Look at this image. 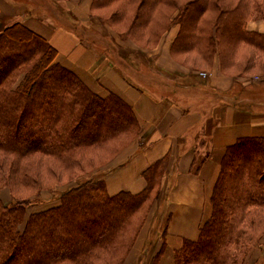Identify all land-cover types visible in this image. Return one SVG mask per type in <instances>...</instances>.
<instances>
[{
	"label": "trees",
	"instance_id": "obj_1",
	"mask_svg": "<svg viewBox=\"0 0 264 264\" xmlns=\"http://www.w3.org/2000/svg\"><path fill=\"white\" fill-rule=\"evenodd\" d=\"M243 1L247 0H93L92 6L139 3L144 12L135 13V20L144 23L154 18V9L169 7L172 21L180 24L171 51L193 53L212 67L217 59L222 71L232 63L229 57L236 47L248 45L264 56V32L247 27L258 15ZM8 23L0 30V193L9 189L11 202L5 204L0 197V264H123L151 204L160 196L169 156L143 171L146 186L141 192L110 194L103 167H113L107 163L125 147L111 144L131 137L137 150L141 122L133 107L114 92L98 95L56 60L58 51L44 36L19 20ZM148 34L153 37L159 31L151 28ZM115 48L111 51L121 56ZM194 64L201 68L199 59ZM256 72L253 78H264ZM243 87L236 94L243 92L244 98L234 100L235 105L249 110L264 105L262 97L245 95ZM97 148L108 149L109 159L96 169L94 161L87 168L84 156ZM203 160L193 170L198 171ZM53 165L66 173L58 174ZM45 169L53 181L40 174ZM65 175L72 184L62 185ZM44 191H58L60 203L27 214ZM210 202L211 214L198 238L183 239L174 252V264H245L252 249L262 245L264 136L238 137L226 147ZM165 248L164 240L148 264H158Z\"/></svg>",
	"mask_w": 264,
	"mask_h": 264
},
{
	"label": "crops",
	"instance_id": "obj_2",
	"mask_svg": "<svg viewBox=\"0 0 264 264\" xmlns=\"http://www.w3.org/2000/svg\"><path fill=\"white\" fill-rule=\"evenodd\" d=\"M15 1L23 0H0L3 26L4 22L19 20L44 36L57 49L59 58L94 92L102 97L111 92L118 94L133 107L142 124L137 150L117 170L106 175L108 192H141L146 186L143 171L169 156L164 178L168 191L162 201H167L171 218L159 264H173L174 251L181 247L184 238L198 237L201 223L211 212L210 197L226 147L238 137L264 136V105L255 106L258 112L235 105L234 100L241 102L244 98L243 92L236 94L238 88L248 80L222 73L217 59L211 73L202 78L198 71L173 56L170 52L173 32L167 38L164 36L165 41L156 48H130L127 52L135 50L131 56L138 58L137 64H120L130 56L123 51L124 47L118 48L121 56H117L115 51L101 49L102 44L82 38L77 31V21L92 14L93 0H51L56 2L49 6L55 9L47 6L49 0H25L28 1L24 2L25 14L23 9L19 10L23 4ZM58 1H64L67 10ZM45 15H53L55 20L44 18ZM71 23L75 30L71 29ZM247 27L250 31L264 32L263 21L250 20ZM203 158L199 170H193ZM162 201L153 206L154 212L150 211L149 221L124 264H143L144 257L149 260L145 243L150 220L153 227L165 204Z\"/></svg>",
	"mask_w": 264,
	"mask_h": 264
},
{
	"label": "rangeland",
	"instance_id": "obj_3",
	"mask_svg": "<svg viewBox=\"0 0 264 264\" xmlns=\"http://www.w3.org/2000/svg\"><path fill=\"white\" fill-rule=\"evenodd\" d=\"M18 2L23 4L22 8L19 10L21 12V10L23 9V13L25 14L27 11L26 10L27 8L25 7L24 2H28V1L23 0V1H18ZM55 2L56 1L49 0V1H46V4L49 8L55 9V8H53L55 6H53V7L49 6ZM58 2L61 3V5H62L61 8L63 10H67L68 7L64 1H58ZM243 2L249 7V10L251 12L258 15L257 17H255L253 19L254 21L256 20V21H263L264 22V18L262 17V16H264V1L263 0H247V1H243ZM139 3H140V1H139ZM139 3H137L135 5H127L125 3H119V4H114L110 7H105V8L92 6V9H91L92 14L89 17H82V18L79 17L80 21H77V23H76L78 25V28H79L77 31L81 34V36L83 34L85 38H89V40L92 41L94 44L95 43L102 44L103 47H101V49H103L104 47H108V48H110V50H113L114 47H116L117 49L124 47L123 51L126 52V55H130V56H129V58L126 59V61L121 60L120 64H121V62H124L126 64L127 63L128 64H137L139 61L138 58L136 59L134 56H131L133 51H135V50L127 52V51H129L130 48L131 49H133L135 47H137V48L144 47V48H149V49L156 48L159 45L161 46L162 40L165 41V38L163 39L164 36L167 38L169 33L173 32L174 38H173L171 45H170L171 54L173 56H177V58L180 57L179 60L183 64L187 65V67H189L193 70L198 71V73H201V72H205L206 74L211 73L213 67L210 66L209 64L203 63V61H201V57L199 58L198 56H195V54H193V53H191V54H188V53L176 54L173 51H171V47H172V45H173V43L177 37L179 29H180L179 28L180 24H178L176 21H172L171 15L174 13L173 10H171L169 7H165V6L161 5L158 7L157 10H155V9L153 10L154 18L150 22L148 21V22L144 23L141 20L140 21L135 20L136 19L135 13L141 12L143 14V12H144V9H139V6H138ZM71 12H72V10H71ZM166 14H169V15H166ZM207 15H208V17L210 16L209 14H207ZM52 16L53 15H47V16L45 15L44 18H53V20H55L54 17H52ZM22 17H24L23 14H22ZM59 19L62 20V18H59ZM12 22H14V21H12ZM58 22H60V21H58ZM133 22H134V25L131 27V23H133ZM5 24L7 25L9 23L4 22V25ZM55 24H57V23H55ZM71 25H72L71 29L75 30L76 28L73 25V23H71ZM162 25H164V26H162ZM2 27H3V23L0 22V30ZM128 28H134V32L133 33H129V31L126 32ZM151 28H154L157 31H159V34H157L153 37L149 36L148 32H149V29H151ZM83 31H85V33H83ZM104 41H105V43H104ZM125 47H127V48H125ZM227 48L229 49L231 47H227ZM138 57L141 58L140 55H138ZM225 57L226 56H224V58ZM229 58L233 59V61L231 64H226L224 66L222 73H225L229 76L235 77L239 72H243L244 73L243 76H245L248 80V81H246L245 86L251 85L247 88L243 87L245 95H249L252 97H253V95H259L260 97L263 98L264 97V91H263L264 90V78L261 80H258L257 78H253L252 74L255 71H258V72H256V74L259 73L262 76H264L263 75L264 74V56L261 55L253 47L248 46V45L247 46L242 45V46H239L238 48L236 47L233 50L231 57H229ZM198 59L200 60V67L201 68H198L194 64V62L198 61ZM56 60L58 62H60L62 65L69 68L63 62L64 59H60L59 56H57ZM262 76H260V77H262ZM256 91H262V92L255 93ZM252 112H258V109L252 107ZM138 133L140 134V138H139V136L137 138H135L136 139L135 141H137V146L139 145V143H140L139 141L142 138V124H141V132L138 130ZM130 138L131 137L122 138V139H119L118 141H116L115 144H111L114 147H116V149L120 145H122V147L123 146H125V147L122 148L120 150V152H118L114 158H112V161L107 163V164H109V163L113 164V167L109 168L107 164H106L107 166L103 167V169H105V171L103 173L104 179L106 178L107 174H110L111 172L117 170L121 164L126 162L133 155L136 145H135V142H133V140H131ZM95 150H94L93 154L88 153L87 155L84 156V163L86 165L88 164L86 166L87 168L90 167L94 161V162H97V165L95 167V169H96L100 166H103L102 164L105 162V160L109 159L108 149L104 150L103 148H97ZM94 154L96 156H94ZM201 157H203V156H201ZM52 168L55 172H57L60 175L66 173V171L62 170L59 165H53ZM95 169H94V171H95ZM113 169H115V170H113ZM111 170H113V171H111ZM166 173H167V171H166ZM40 174L42 176H51L49 178V181L54 180L53 174L51 173V171H47V169L43 170V172L40 171ZM166 175L167 174L164 175V178ZM100 176L101 175L98 174L97 176H95L93 178H92V176H90L89 178H87V177L83 178V179L81 178L80 180L81 181H88L91 178L92 179H94L96 177L99 178ZM164 178L162 180L160 190H159L160 196L157 200H154L153 203L151 204V206L149 208V213H148V215L144 221L142 228L144 227L147 220L149 221L148 217H149L150 211L152 210V213H153L154 212L153 209H154L155 205L160 204V200L162 201L163 197H167L166 193L168 191L167 190L168 188L165 185ZM63 184H66V185L72 184L69 176H67V175L62 176V185ZM154 193L152 194V196L154 195ZM59 194L60 193L58 191L55 192L54 194H50V193L44 191L42 193L43 198L41 201L33 202L32 204H30L28 206L27 214H29V212L32 209L40 210V209H45V208H48V207L56 205V204L58 205L60 203ZM0 197L5 204H9L11 202V195H10L9 189H7V188H4L1 190ZM162 202H165V204L163 205L162 212L157 215L156 222L155 221L153 222V227H152V223L150 220V226H149L150 232H149V236H148L146 243H145V245L147 247L146 248L147 252H149V260L147 261L146 257H144L143 260L141 261V263H143V264H145V263L148 264L149 261L151 260V258H153V256H155L159 252V250L162 246V241H163V239H165L164 232H165V230L167 231L166 226L168 225L167 223H168L169 216L171 215V212H170L171 210L169 209V205L166 203L167 201H162ZM211 206H212V204L210 202V208H211ZM210 214H211V212H210ZM210 214H209V216H210ZM154 216L155 215H153V217ZM209 216H208V218H209ZM97 220L95 221V223L97 222ZM205 220L201 223V226L204 224ZM24 223L25 222H23L22 224L19 225L20 231L23 230ZM91 225H92V223L85 226V230L86 231L89 230ZM198 236H199V234H198ZM197 238H195V239H197ZM195 239H192V240H195ZM155 246L156 247L159 246L160 248L158 250H156ZM151 253H153V254H151ZM263 255H264V237L262 239V245H259L255 248H253L252 251L249 253L245 264H264V260H263L264 256ZM138 260L140 261L141 259L139 258ZM160 260H161V258H160ZM160 260H159V263H160ZM173 264H174V256H173Z\"/></svg>",
	"mask_w": 264,
	"mask_h": 264
},
{
	"label": "built area",
	"instance_id": "obj_4",
	"mask_svg": "<svg viewBox=\"0 0 264 264\" xmlns=\"http://www.w3.org/2000/svg\"><path fill=\"white\" fill-rule=\"evenodd\" d=\"M200 76H201L202 78H204V77L207 76V74H206L205 72H201V73H200Z\"/></svg>",
	"mask_w": 264,
	"mask_h": 264
}]
</instances>
